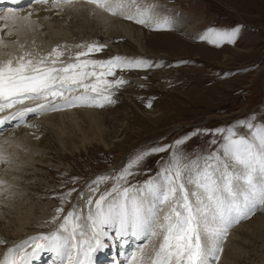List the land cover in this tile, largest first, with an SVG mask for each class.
I'll return each instance as SVG.
<instances>
[{
	"label": "rangeland",
	"instance_id": "1",
	"mask_svg": "<svg viewBox=\"0 0 264 264\" xmlns=\"http://www.w3.org/2000/svg\"><path fill=\"white\" fill-rule=\"evenodd\" d=\"M125 1L120 2L126 10L125 6L130 7V15L133 9L146 10L164 23L154 25L149 18L141 21L129 16L123 21L133 25L135 44L123 37L109 39L106 29L95 30L92 25L70 42H46L40 47L42 52L25 55L28 59L21 67L32 62L33 73H39L40 77L34 76L43 102L61 104L66 98L82 97L69 109L95 108L106 143L79 141L77 146L83 147L73 153L64 151L57 141L58 132L82 134L89 128L61 119L56 132L48 130L38 136L42 148H48L45 154L50 162L36 164L39 169L23 194L37 211L33 210L28 228L48 237L34 239L22 254L12 259L6 256L3 264H20L30 251L40 248L48 251L47 264L54 248L66 257L56 264H69L71 256L66 250L72 255L79 241L94 240L98 209L113 211L121 199L131 216L132 198L143 206L148 202L150 232L145 241L149 263L207 264L203 247L208 232L198 221L194 196L201 192L200 199L212 204L216 212L217 202L205 190L209 183L219 185L217 197H228L233 184H249L251 173H264V0ZM98 2L104 4V0ZM174 20H181L186 28H176ZM4 33L6 29H0V37ZM127 44L130 49L126 51ZM139 44L148 52H141ZM23 71L18 72L25 75ZM49 86L54 90H45ZM44 92L53 93L52 97H45ZM59 109L56 112L65 110ZM36 115L32 112L26 123ZM226 204L230 208V200ZM261 204L264 197L239 225L261 213ZM220 223L229 234L221 237L219 254L209 257L208 264L220 263L230 231L237 225ZM260 232L252 237L248 234L250 239L231 264H264V229ZM106 238L100 242L107 243ZM142 240L138 243L141 250ZM143 252L135 257V264L143 261Z\"/></svg>",
	"mask_w": 264,
	"mask_h": 264
},
{
	"label": "bare ground",
	"instance_id": "2",
	"mask_svg": "<svg viewBox=\"0 0 264 264\" xmlns=\"http://www.w3.org/2000/svg\"><path fill=\"white\" fill-rule=\"evenodd\" d=\"M52 1L65 2L55 3L56 5H49ZM92 1L99 3V0H45L43 3L33 4L30 7L11 11L6 10L0 13V29H6V34L4 33L5 35L0 37V264L7 261L6 256L12 259V256L16 257L17 254L23 252L25 247H27V245H29L34 239H47L48 237L46 234H36L37 230L33 231L28 228L32 223L31 217L35 214L33 210L35 212L37 211L35 210L34 205L29 202L31 200L27 197L24 198L25 195L23 194V189L25 190L29 187L28 184L34 179L35 172L39 169L36 164L40 163V165H45L50 162L49 159H46L45 154V151H47L48 148H42L43 145H40L38 136L48 130L50 133L56 132V129H58L57 122H60L61 119L63 123L69 125L71 124L74 126L81 124L82 126H88L87 128H89V131L87 130L88 132L84 129L85 132L82 131V134H69L65 131H63V133L58 132L57 141L64 151L67 150L70 151V153H73L76 149H79V147H83V144L82 146H77V142L79 141H82L83 143L85 142L84 144L86 145L91 142H88L91 139L106 143L103 139L105 130L101 124V116L97 111H94L95 108L93 110L82 108L69 109L73 102L82 100V97L81 99L79 96H77L78 99L72 97L66 98L61 104H58V102L53 103L54 100H52V103H49L47 100H44L45 102H43V99L41 98L42 95L37 94L38 81H35L36 76H34L37 74V71H34L36 74L33 73L35 67L30 64L32 62L29 63L30 65H26L27 68L25 66L24 68L21 67L23 63L25 64L27 62V57L25 56L26 53L28 54L35 51L42 52L40 47L42 49L46 42H62V39H69L70 42V40H72L70 39L71 37H77L81 32L86 33V30L92 25H95V30L97 27H99L98 29L100 31L101 29H106L105 33L109 36V39L115 40L117 37H123L135 44L133 40L134 36L132 35L134 27L129 22L123 21L125 18L131 16L132 19L141 21L149 18V22L154 25L164 23V21L161 22L162 20H157L152 17V15L150 17L149 12L146 10L133 12V9L131 12L132 14L130 15V12H128V8L130 7L125 6L127 10L123 8L122 3L120 2L121 0H104V4H100L102 2L100 1L99 5ZM59 5L61 6L57 7ZM46 7H50L51 11ZM174 21L177 23L176 28H186L185 23L181 20ZM174 21V25H172L175 27ZM167 25L170 26V24ZM45 37L47 38L46 41ZM128 46V44L124 46L126 51L130 49ZM139 47L141 52H148L145 46L139 44ZM26 69L30 70L28 71ZM21 70H25L23 71L25 75L22 72L23 75L19 73ZM26 75H32L34 77L32 78L33 81L32 79H29L30 76L29 78L25 77ZM37 77L40 76L38 75ZM60 87H62L63 90L65 88V86ZM49 88L54 90L53 86L46 87L45 90L48 91ZM44 93L45 94L43 95H45V97H52L51 95L53 94L51 92ZM84 107L87 108L89 106L85 103ZM54 108L57 111L59 108H65V110L56 112ZM52 109H54L55 112L50 113L49 110L52 111ZM32 112H36L37 115L32 118L30 123L28 122L29 124H27V118H29V115ZM3 133L4 135L2 136L1 134ZM234 170L243 175L245 174L242 169L234 168ZM249 179V184H243L241 183L242 181L233 184V189L231 188L233 191L228 197L225 195L217 197V192H220V189H218L219 185L216 184L217 182L214 184V182L211 181L212 183H209L205 190H210L209 195L211 198L209 199H213L217 202V204L214 205L217 208L219 207L216 212L212 210V204H208L205 200L202 201L200 199L203 198L200 191H198L200 192L198 193V196H194L192 200V203L196 204V207L199 210L198 221L201 222V226H205L204 229L206 234L208 232L206 235L208 240L204 242L205 246L203 247L204 251L207 252L205 253L206 256L204 259V261H207V264L209 262V257L219 254L218 251L222 242L221 237L228 233L226 232V229L228 228L223 227L224 225H222L223 228L221 227L222 222L220 223V220H223V223L225 224L227 223V226L230 223L237 225L230 231V239L228 238V242L225 244V246L227 245V249L224 246L225 248L223 249L226 250L225 252L223 250L224 255L222 254L223 257L221 256L219 264H231V259L234 261V259L238 257L236 256L238 251H242V244L250 239L249 235L251 237L254 235L257 236V234L264 229L263 204H261V213L258 212L253 218H251V220L239 225L242 218H244V220L245 217L248 219L250 211L253 213L255 210V208L253 209L255 204L260 202L264 197V173H251ZM193 189L197 192V188L195 189L194 187ZM227 200H230V208L227 206L228 203L226 204ZM132 201L131 216L130 213H128V204L124 203L121 199L115 202L114 205L118 208L113 209V211L106 210L102 212L103 209H98L100 216L94 222L96 229H94L93 232L91 231L94 240L91 238L88 241H79V243H77V248L74 249L72 255L69 253V250H66L65 254L71 256L69 264H97L98 261H101V263L107 261L108 264H122L121 261H119V258H124L127 262L126 264H135V261H137V258L139 257L138 255H140L149 244L146 243L145 240H142L144 243L142 250L140 244H138L139 240L147 238V233L150 232V230H148L149 224L147 223L149 218V212L147 210L149 207L147 205L148 202L144 203L145 206H143V204H141L142 202H139V200L136 201L132 198ZM115 216L116 221L114 222L113 220ZM74 222H77L76 218L74 219ZM112 222L113 224L111 226L110 223ZM108 229L110 232L107 231ZM132 229V234H129ZM116 232L124 238L122 241H119V248L116 242L118 235H114ZM104 237H107V243H104L103 241L100 242ZM133 237L137 240L135 241ZM74 238H77L78 240L80 239L77 235ZM91 241L95 244L90 245ZM132 244H135L138 247L135 249L133 248V250L130 246ZM94 248H97V252L92 257V251ZM44 250L45 248H40L38 250L35 249L30 251V253L25 256L24 260L23 258L20 260V264H47L45 256L48 251L47 253H44ZM50 250L51 249L49 248V251ZM132 250L135 253L134 258L136 256L138 257L135 259L132 258L128 261V252H132ZM148 250L149 247L143 252L146 254H143L144 256L140 257V260L143 261L139 264H158L157 262L149 263L150 260L147 256ZM56 252L57 251L54 248L53 254H51L54 256H50L51 258L49 259L48 264H56L59 263V258H66L63 257V254H59V257ZM154 252L156 253L157 251L153 250V253ZM115 253L118 254L115 255ZM157 255L158 254H156L154 258H157ZM67 258L69 259L70 257Z\"/></svg>",
	"mask_w": 264,
	"mask_h": 264
}]
</instances>
